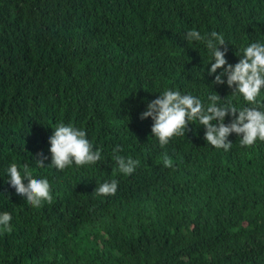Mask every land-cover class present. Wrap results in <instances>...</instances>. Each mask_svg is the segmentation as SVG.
I'll return each mask as SVG.
<instances>
[{
  "label": "trees",
  "instance_id": "1",
  "mask_svg": "<svg viewBox=\"0 0 264 264\" xmlns=\"http://www.w3.org/2000/svg\"><path fill=\"white\" fill-rule=\"evenodd\" d=\"M188 29L222 34L235 63L264 41V0H0V212L12 217L0 264H264V141L242 146L230 133V149H217L193 122L161 147L140 118L169 88L244 103L214 82ZM60 122L84 128L105 159L47 165ZM117 146L138 161L133 173L111 160ZM13 163L47 178L52 201L16 196ZM112 179L114 195L95 192Z\"/></svg>",
  "mask_w": 264,
  "mask_h": 264
},
{
  "label": "clouds",
  "instance_id": "2",
  "mask_svg": "<svg viewBox=\"0 0 264 264\" xmlns=\"http://www.w3.org/2000/svg\"><path fill=\"white\" fill-rule=\"evenodd\" d=\"M187 44H203L208 53L207 72L214 75L215 83H226L232 93L244 102L237 106L231 102L219 103L220 97L214 92L202 100L191 93L165 89L154 99L146 102L140 118H150L151 135L163 147L170 138L185 135L188 124L195 122L204 128V140L211 146L227 151L232 142L230 133L239 136L242 146H250L257 140L264 141V41L255 40L242 46L235 53L239 59L229 63L226 58L225 38L211 31L202 34L199 30L188 29L182 33ZM194 42V43H193ZM217 69H220L217 72ZM204 69L201 68V72ZM226 77V79H225ZM228 116L229 122L225 123ZM48 137L50 161L47 165L58 170L71 166H89L103 161L102 150L94 147L82 127L72 123H57ZM47 159V157H45ZM111 160L115 161L120 173L129 175L135 171L138 161L119 154V146L113 149ZM42 166L43 159L37 160ZM165 166L171 167L172 161L164 159ZM6 183L13 193L32 207H40L45 201L51 202L52 195L47 178H33L27 167L22 170L13 163L6 169ZM118 181L112 179L95 187L98 195H114ZM12 217L8 212H0V229L7 230Z\"/></svg>",
  "mask_w": 264,
  "mask_h": 264
},
{
  "label": "bare ground",
  "instance_id": "3",
  "mask_svg": "<svg viewBox=\"0 0 264 264\" xmlns=\"http://www.w3.org/2000/svg\"><path fill=\"white\" fill-rule=\"evenodd\" d=\"M241 1V0H240ZM211 2V1H210ZM227 2V1H226ZM244 2V1H243ZM238 3V2H237ZM242 3V2H241ZM224 4V3H223ZM229 4V3H228ZM211 5V4H210ZM226 7V6H225ZM232 7V6H231ZM236 7V6H235ZM207 8H209V7H207ZM211 9V8H210ZM223 9H225V8H223ZM229 9V8H228ZM210 11V10H209ZM230 11V10H229ZM235 11H237V10H235ZM246 11V10H245ZM215 12V11H214ZM247 12V11H246ZM173 13V12H172ZM231 14V13H230ZM240 14H242V13H240ZM260 14V13H259ZM199 15H200V13H199ZM229 15V14H228ZM232 15V14H231ZM239 15V14H238ZM246 16V15H245ZM249 16V15H248ZM255 16H257V15H255ZM262 16V15H261ZM177 17V16H176ZM211 17V16H210ZM175 18V17H174ZM238 18V17H237ZM209 19V18H208ZM212 19H214V18H212ZM174 20V19H173ZM203 19H201V21H202ZM197 21V20H196ZM210 21V20H209ZM222 21H224V20H222ZM221 21V22H222ZM208 22V21H207ZM206 22V23H207ZM238 22H239V20H238ZM210 23V22H209ZM240 23V22H239ZM252 23V22H251ZM246 24V23H245ZM262 24V23H261ZM167 25V24H166ZM191 25V24H190ZM202 25V24H201ZM197 26V25H196ZM142 28V27H141ZM159 28V27H158ZM162 28V27H161ZM167 28H169V27H167ZM196 28V27H195ZM204 29V28H203ZM140 30V29H139ZM145 30V29H144ZM179 30H181V29H179ZM136 31V30H135ZM159 31V30H158ZM164 31V30H163ZM202 31V30H201ZM134 32V31H133ZM181 32V31H180ZM184 32V31H183ZM233 33V32H232ZM231 33V34H232ZM173 34V33H172ZM180 34V33H179ZM229 34V33H228ZM139 35V34H138ZM159 35V34H158ZM241 43V42H240ZM187 44V43H186ZM242 45V44H241ZM172 47V46H171ZM165 48V47H164ZM204 48V47H203ZM167 49H168V47H167ZM170 50V49H169ZM189 50V49H188ZM158 52V51H157ZM192 52V51H191ZM150 53V52H149ZM136 54V53H135ZM159 54V53H158ZM230 54V53H229ZM142 55V54H141ZM228 55V54H227ZM138 56V55H137ZM151 56H153V55H151ZM155 57V56H154ZM133 58V57H132ZM166 58V57H165ZM203 58V57H202ZM201 58V59H202ZM192 59V58H191ZM144 60V59H143ZM150 60V59H149ZM155 60V59H154ZM140 61V60H139ZM153 61V60H152ZM157 61H159V60H157ZM189 61V60H188ZM228 61V60H227ZM141 63V62H140ZM139 64V63H138ZM190 66H191V64H190ZM192 70V69H191ZM213 75V74H212ZM112 77V76H111ZM214 79V78H213Z\"/></svg>",
  "mask_w": 264,
  "mask_h": 264
}]
</instances>
